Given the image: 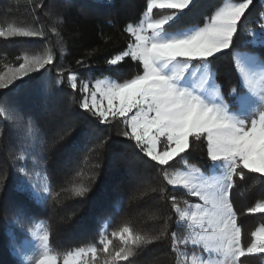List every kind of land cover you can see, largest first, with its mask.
<instances>
[{
	"label": "trees",
	"instance_id": "trees-1",
	"mask_svg": "<svg viewBox=\"0 0 264 264\" xmlns=\"http://www.w3.org/2000/svg\"><path fill=\"white\" fill-rule=\"evenodd\" d=\"M224 2L197 0L194 13L183 23L202 26ZM145 9L146 0H0V29L6 30L11 24L43 33L39 38L0 37V76L16 71L23 62L17 58L25 54L43 56L51 50L56 56L55 66L43 74L42 92L27 85L19 94L0 89V264H33L41 255L37 239L23 229L37 236L47 230L51 252L60 257L61 264L68 251L93 246L97 251L85 257L88 264H176L171 232L186 237L188 229L183 224L178 226L171 197H176L181 207L185 202L200 203L199 199L187 190L167 185L161 175L164 169L122 135L125 129L121 121L98 125L79 108L81 94L69 89L66 75H57L64 70L77 72L81 80L122 82L137 74L140 66L130 58L115 68H110L107 60L125 49L131 40L126 28L138 24ZM261 25L264 0H252L233 48L219 55L215 63L217 81L224 85L225 93L230 84L237 83L234 52L255 54L264 61ZM58 80L63 83L58 84ZM101 143L103 147H98ZM187 161L202 168L210 164L206 144L193 142ZM185 169L180 158L167 168L169 172ZM203 170L212 175L210 168ZM28 177L39 186L38 195ZM81 185L88 191L77 197L72 189ZM45 186L54 194L46 199L40 190ZM231 198L241 243L246 248L254 238L248 234L246 220L239 216L264 203V180L248 173L243 180L237 177ZM21 212L24 218L18 226L14 221ZM252 217L258 221L255 230L264 228V213ZM125 226L133 238L151 241L132 247L133 254L126 261L116 255L129 247L120 239ZM101 233L111 241L108 252L100 242ZM13 239L23 243L24 258L16 255ZM181 251L191 255L193 250L189 245ZM194 251L201 254L199 249ZM263 257L261 253L250 254L239 264H263Z\"/></svg>",
	"mask_w": 264,
	"mask_h": 264
},
{
	"label": "snow or ice",
	"instance_id": "snow-or-ice-1",
	"mask_svg": "<svg viewBox=\"0 0 264 264\" xmlns=\"http://www.w3.org/2000/svg\"><path fill=\"white\" fill-rule=\"evenodd\" d=\"M251 4L252 0H225L198 26L183 23L185 17L194 13L197 0H146L139 23L126 28L131 40L123 51L107 60V65L115 68L130 58L140 66L137 74L122 82L99 78L93 82L81 80L77 72H57L58 76L66 75L71 91L81 94L80 109L94 117L98 125L121 121L125 129L122 135L133 141L149 161L164 169L161 175L166 184L187 190L199 199L200 203L185 202L186 206L181 207L176 197H171L172 210L179 218L178 226L183 224L188 229L186 237L171 232L176 264H239L241 258L250 254H264V228L252 232L254 239L250 245L246 248L242 245L241 228L231 198L237 177L243 180L248 173L264 180V61L255 54L234 52L237 83L230 84L227 93L217 81L215 66L219 55L233 48L242 17ZM156 13H161L158 18ZM259 31L260 43L264 44V25ZM42 36L40 31L11 24L6 30L0 29V37ZM17 59L23 62L11 75L0 76V89L19 94L27 85L37 93L42 92L43 74L55 66V54L49 50L43 56L25 54ZM78 63L89 67L83 61ZM193 142L206 144L210 164L206 163L203 168H210L211 176L202 167L188 164ZM177 158L184 161L186 169L169 172L170 162ZM20 172L27 176L23 168ZM28 179L34 194L38 195L39 186L31 177ZM40 190L46 194L45 199L54 195L49 186ZM72 191L82 197L88 189L81 185ZM257 212L264 213V203L248 209L249 214ZM23 218L21 212L14 222L19 226ZM23 230L38 241L41 255L35 264H61L60 257L51 252L47 230L39 236ZM121 233L124 235L120 239L129 247L116 255L125 261L132 256V247L151 242L142 237L133 238L127 226ZM100 242L108 252L111 241L103 233ZM189 245L193 250L191 255L181 251ZM11 246L16 255L25 257L22 242L13 239ZM96 251L94 246L68 251L62 264H88L85 257Z\"/></svg>",
	"mask_w": 264,
	"mask_h": 264
},
{
	"label": "rangeland",
	"instance_id": "rangeland-1",
	"mask_svg": "<svg viewBox=\"0 0 264 264\" xmlns=\"http://www.w3.org/2000/svg\"><path fill=\"white\" fill-rule=\"evenodd\" d=\"M239 217L241 220H246L245 227H247L249 229V232H250L248 234H252L253 231H256L255 225L257 224L258 221L254 220L255 218L253 219L252 214H249L247 212H242ZM37 246H38V243H37ZM262 263L264 264V257L262 258ZM33 264H35V263H33Z\"/></svg>",
	"mask_w": 264,
	"mask_h": 264
}]
</instances>
